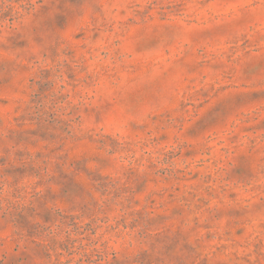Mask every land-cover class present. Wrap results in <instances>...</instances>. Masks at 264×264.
Wrapping results in <instances>:
<instances>
[{
  "label": "rangeland",
  "instance_id": "rangeland-1",
  "mask_svg": "<svg viewBox=\"0 0 264 264\" xmlns=\"http://www.w3.org/2000/svg\"><path fill=\"white\" fill-rule=\"evenodd\" d=\"M0 264H264V0H0Z\"/></svg>",
  "mask_w": 264,
  "mask_h": 264
}]
</instances>
